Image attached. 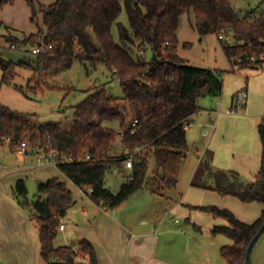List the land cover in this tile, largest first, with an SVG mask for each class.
<instances>
[{"label":"trees","instance_id":"16d2710c","mask_svg":"<svg viewBox=\"0 0 264 264\" xmlns=\"http://www.w3.org/2000/svg\"><path fill=\"white\" fill-rule=\"evenodd\" d=\"M14 2L0 0V12ZM25 2L38 32L25 38L23 44L34 48L44 42L51 48L36 56V64L13 63L0 54L2 85H12L18 71L39 74L43 64L70 69L79 62L94 69L105 66L112 79L120 83L124 96L115 99L104 89L96 90L75 108L74 120L66 127L40 123L34 115L20 114L0 105V146L8 142L14 152L24 143L44 154L57 152L59 156H66L71 163L59 164L58 170L92 203L107 211L121 208L141 190L165 197L167 191L177 188L189 151L185 128H190L192 118L202 111L198 101L220 99L223 95L224 73L193 68L179 57L177 34L181 17L192 13L202 37L216 35L219 39L230 30L231 44L219 40L235 68L257 69L251 66L249 59L264 52V11L242 15L228 0H55L48 7L41 6L40 0ZM123 10L129 17L131 32L118 24ZM39 16H42L43 30L38 24ZM115 25L120 44L112 34ZM4 40L17 49L19 42L11 34ZM136 42L141 52L149 49L156 60L145 61L140 57L134 61L131 53ZM36 87V91L17 86L15 89L25 98L34 100L32 95L37 96L44 90L42 85ZM233 100L234 97L230 111ZM95 118L100 122H94ZM128 121L130 124L126 125ZM134 121L137 125L132 134ZM102 122L117 124L118 130L106 128ZM258 134L262 154L260 169L253 181L244 182L236 172L215 168L213 153L206 152L191 183L194 188L233 197L243 204L263 206L261 217L250 225L242 223L226 209L191 208L205 212L214 220L226 221L227 225H215L212 234L232 241L231 246L221 248V256L227 264L245 263L246 249L264 222V122L259 125ZM125 149L132 153L140 150L133 158L130 174L121 168L126 158ZM115 167L124 181L118 192L113 193L106 187L105 176ZM38 185V196L31 204L24 180L16 182L11 196L30 212V220L37 226L42 261L76 264L82 259L98 264L95 250L88 241H82L77 249L54 245L60 232V220L76 202L68 187L58 179ZM89 189H92L90 194Z\"/></svg>","mask_w":264,"mask_h":264},{"label":"rangeland","instance_id":"374dc122","mask_svg":"<svg viewBox=\"0 0 264 264\" xmlns=\"http://www.w3.org/2000/svg\"><path fill=\"white\" fill-rule=\"evenodd\" d=\"M52 2L54 0L40 1L41 6L45 7L51 6ZM228 2L232 8L242 15L254 11H264V0H228ZM9 16L14 19L16 14L8 13L7 17L9 18ZM39 18L38 24L43 30L42 16H39ZM30 23V29H24L22 32L12 31L9 28L11 26L6 22L0 23V54L6 60L13 63H37L38 58L31 53L32 47L23 44L25 38L31 36L29 34L36 33L37 35V24ZM118 24H121L126 30L131 32L129 17L125 10L122 11ZM10 34L19 42L17 49L12 48V44L4 40ZM112 34L115 42L120 44L119 31L116 25L112 29ZM177 35L179 41L178 55L184 63L193 68L224 73L223 95L220 99L201 98L198 101L202 112L193 118L192 127L187 131L189 151L181 168L177 188L167 191L165 197L154 196L146 190H141L121 206L118 217L120 219H129L131 225L134 226L138 222L141 224L147 223L149 230L158 227L157 229L164 233V236L161 237L164 238L160 242L163 256H170L178 260L192 259L195 264H227L221 256V248L231 246L233 243L225 236L212 234V229L215 225H227L226 221L222 219L214 220L205 212L191 208L217 207L229 210L235 216L239 214L242 219L250 217L252 212L248 210V204H238L237 201L235 203H223L222 207H219L217 203L214 204L215 201L218 202V199L211 195L218 196V193H205L191 186L193 170L195 167L197 168L199 162L197 159L203 154L204 147L209 144L214 134L212 129H203L202 127L207 124L210 125L211 121L216 124L215 120L220 113H230L232 98L244 90L248 94L246 106L237 113H230L231 116L242 119L243 122L228 128L222 125L220 130L231 133L230 147L234 150L236 156H238V153L235 148L243 146L245 150L251 152L250 156L256 162L257 168L258 164L260 168L261 143L258 125L264 122V64L258 69L233 67L222 49L221 41L216 35L202 37L199 34L195 24V17L192 13H186L181 17ZM185 45H189V48H186ZM131 57L134 61H138L140 57L142 60L150 61L153 58V54L149 49L141 52L139 43L136 42L132 47ZM44 60H46L45 57L43 58ZM17 73L19 75L12 82V85H2V76L0 74V105L6 106L20 114L34 115L40 123H54L62 127L70 125L75 117V108L81 105L96 90L104 89L115 99H122L124 96L120 83L112 79L111 74L103 65L94 69L88 64L76 62L70 69H63L54 66L45 67V64H43L39 74L31 73L27 70L18 71ZM37 84L39 86L42 85L44 90L39 92L37 96L32 95L34 100L25 98L20 91L15 89V86H17L26 90L36 91L38 89L36 87ZM258 118L259 123L256 125V119ZM94 122L99 123L100 121L95 118ZM101 124L106 128L118 130L117 124L107 122H102ZM129 124L130 121L126 123V125ZM196 124L203 125H199L200 128H195ZM204 130L208 131L209 136L207 138L203 134ZM220 138L218 135V139ZM29 147L27 145L28 149ZM37 154V150L34 149L33 155H28L27 157L19 155L16 152H12L10 144L6 142L3 146H0V164L10 167L11 173L14 170L31 169V166L36 165ZM121 168L124 171V165ZM37 172L47 176L50 180L58 179L71 191L76 205L69 210L64 222L60 220L59 224L62 225L64 223L67 232L65 234L58 232L54 245L56 247H75L74 239L76 235L74 231H83L85 227L91 226L87 222L88 219H86L83 210L90 214L91 210L96 206L91 203L88 196L74 186L54 166L40 167ZM125 173L130 174L129 172ZM6 177L3 175L4 179ZM239 177L244 182L250 181L242 174H239ZM22 180L27 184L29 192L27 200L31 204L38 196V183H46L47 181H42L38 177H27ZM105 181L106 187L111 192L116 193L124 179L118 168L115 167L106 173ZM218 197L221 199L220 196ZM23 211L30 219V212L24 209ZM255 221L256 219L252 223ZM160 223L163 224L159 227ZM78 246L79 243L77 244ZM263 247L264 235L252 251L251 264H254L255 255ZM39 252L35 250L37 255L30 264H45L38 256ZM80 260V263L83 264L84 260ZM86 264H89V262L87 261Z\"/></svg>","mask_w":264,"mask_h":264},{"label":"crops","instance_id":"0c3cea01","mask_svg":"<svg viewBox=\"0 0 264 264\" xmlns=\"http://www.w3.org/2000/svg\"><path fill=\"white\" fill-rule=\"evenodd\" d=\"M54 2H52V4ZM8 13L16 14L15 18L12 19L10 16L8 18ZM31 17V9L25 0H15L13 5L6 6L0 12V23L6 22L11 26L9 28H11L12 31L22 32L24 29H30V22H32ZM35 34L36 33H32L29 34V36ZM0 74L2 76L1 72ZM228 114L220 113L215 120L216 124H213L211 121L210 125L207 124L202 127L203 129H212L214 131L209 144L204 147V152L213 153L212 166L215 168L227 171L230 170L233 172L236 171L238 174H242L250 181H253L259 172V164L257 168L256 162L250 156L251 152L245 150L243 146L235 148V151L238 153V156H236L234 150L230 147L231 133L220 130L222 125L225 126V128H228L229 126H234L237 123L243 122L242 119L231 116L230 113ZM258 123L259 118L256 119V125ZM199 125L196 124L195 128H200ZM191 127L192 126H190L189 130ZM203 134L205 135V138L209 136L207 130H204ZM218 135L221 137L220 139H218ZM260 146L262 154V145L260 144ZM35 150H37L38 154L40 153L38 149ZM14 152L27 157L28 155H33L34 149L29 147L24 153H20L18 150ZM204 152L202 155L206 153ZM202 155L197 159L199 162L197 168L195 167L196 170L195 168L193 170V177L200 165L202 160L200 157H203ZM44 166L48 167L51 165L36 164L35 166H31V169H23L21 171L14 170L11 173L10 167L0 164V264H30L34 261L37 255L35 254V250L40 251L37 226L29 219L19 204L12 198L11 190L17 181L27 177H38V179L42 181L50 180L47 176L37 172L38 168ZM3 175L7 176L6 179L3 178ZM198 191H203L205 193L210 192L201 189H198ZM211 196L218 199V202L214 200V204L217 203L219 207H222L221 205H223V203H235V201H237L238 204H243L233 197H223L218 195L221 198L219 199L217 195ZM94 206L96 205L94 204ZM247 208L252 212V215L247 219H242L239 214H236L233 210L232 211L236 214L235 217L239 221L250 225L255 219L257 221L261 217L263 206L257 203H252L248 204ZM83 213L86 219H88L87 222L90 223L91 226L85 227L83 231H74L76 235L74 239L76 246L69 247L77 249L78 243L80 244L84 240L88 241L92 244L95 250L98 264H195L192 259L178 260L170 256H163L161 253L160 242L164 238H161L164 236V233H161L159 229H157L158 227L149 230L147 223L141 224L138 222L136 226H134L131 225L129 219H120L118 217L120 208L110 212L102 207L96 206L91 210L90 214L85 210H83ZM90 218L93 222L89 220ZM65 219L66 217L61 221L64 222ZM162 224L163 223H160L159 227ZM62 225H64V223ZM66 232L67 229L64 225V231H61L60 233L65 234ZM168 248H170V246H168ZM171 253L173 255L172 247ZM38 256H40V252L38 253ZM87 261L88 260H84V263L86 264ZM254 264H264V247L259 249L255 255Z\"/></svg>","mask_w":264,"mask_h":264},{"label":"built area","instance_id":"2783aa9c","mask_svg":"<svg viewBox=\"0 0 264 264\" xmlns=\"http://www.w3.org/2000/svg\"><path fill=\"white\" fill-rule=\"evenodd\" d=\"M226 33L227 34L225 36L222 35V36L219 37V39L225 41L226 43L231 44L232 43V39H233L232 33H231L230 30H227ZM12 47L15 48V46H12ZM50 48H51V46H48V45H46L43 42L39 46H35L34 48H32V52L31 53L34 56H39L42 53H44L47 50H49ZM249 62L251 64V66L261 67L264 64V52L254 56L252 58H250ZM238 63H240V62L238 61ZM247 97H248V94H247L246 90L237 93L234 96L233 110L230 111V113H234V112L237 113L238 111L243 109L246 106ZM136 125H137V121H134L132 123V125H131V127H132L131 128V133L132 134L135 131ZM185 129L189 130L188 127H186ZM120 135L122 136L123 134L121 133ZM17 149H18V151L20 153H24L26 151V149H27V145L24 144V143L20 144L17 147ZM139 152H140V150L139 151L137 150V151L132 153L131 151L126 149V151H125L126 158H125V161H124V170L126 172L131 173V171L133 169V158ZM37 157H38L36 159V164L37 165H51V166L57 167L59 164H69V163H71V160L69 158H67L64 155L63 156H59L57 152H51L49 154H44V153L40 152ZM87 159H90V157H87ZM88 192H89V194L92 193V189H89ZM61 231H64V225H60V232ZM80 262H81V260L78 259L76 264L77 263L79 264ZM83 264H85V263L83 262Z\"/></svg>","mask_w":264,"mask_h":264},{"label":"water","instance_id":"95a60500","mask_svg":"<svg viewBox=\"0 0 264 264\" xmlns=\"http://www.w3.org/2000/svg\"><path fill=\"white\" fill-rule=\"evenodd\" d=\"M153 59L156 60V56L155 55H153ZM262 235H264V222L261 225V227L258 230V232L256 233V235L250 241V243H249V245H248V247L246 249V252H245V263L244 264H249L253 248H254L255 244L259 241V239L262 237Z\"/></svg>","mask_w":264,"mask_h":264}]
</instances>
